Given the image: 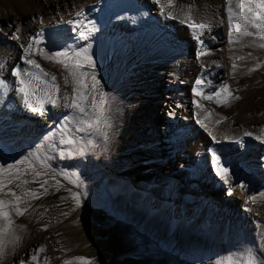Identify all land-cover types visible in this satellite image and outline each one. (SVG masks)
I'll return each instance as SVG.
<instances>
[{
	"label": "bare ground",
	"instance_id": "1",
	"mask_svg": "<svg viewBox=\"0 0 264 264\" xmlns=\"http://www.w3.org/2000/svg\"><path fill=\"white\" fill-rule=\"evenodd\" d=\"M103 1L0 2V120L9 117L3 124L11 126L6 129L0 123V155L10 147L2 143V135L10 138L12 129L25 125L32 138L10 144L37 156L46 154L53 143L57 147V139L70 135L85 117L79 108L91 93L85 86L87 75L100 72L109 76L107 85L116 89L111 106H124L128 111L123 127L130 124L138 131L136 136L129 132L122 139V147H135V151L119 168L121 176L149 184L166 166V173L175 178L204 184L220 190L221 197L235 199L231 214L211 230L203 223L187 228L185 217L170 205L146 210L128 198L126 206L131 205L132 213L139 219L150 218L165 236L177 224V233L184 240L187 235L202 234L203 239L221 246L233 239L242 247L247 248L250 240L263 247L264 146L251 156L250 166L258 178L251 180L248 174L252 172L239 169L238 163L248 159L252 149L245 144L247 153L238 139L244 136L248 143H253L251 138L258 144L264 142V85L256 74L259 69L264 72V0H153L152 4L150 0H107L101 6ZM195 2L201 7L199 17H191ZM152 8L164 20L150 15L149 21L140 24ZM183 26L187 29L182 32ZM187 32L190 37L184 34ZM75 54L80 55L79 62L71 61ZM250 76L255 96L247 101L234 95L229 98L230 93L219 97L238 78ZM208 90L217 91L216 99H209ZM157 105L164 111L159 114L163 126L154 134L156 138L157 131L162 134V141L157 138V150L163 149L164 162L153 165L154 153L136 145L154 140L143 134L141 126L154 125ZM220 138L222 143L227 138L232 141L221 145ZM241 170L244 177L239 176ZM229 173L235 175L231 174L234 181L240 177V183L234 185ZM138 192H133L135 200L148 207L150 193L139 194L138 199ZM1 200L2 196L0 204ZM4 213L0 207V264H24V259L35 256H44L51 264H70L73 234L47 225L31 231L20 228L13 240L6 234L12 217L6 213L4 218ZM199 239L195 237V241Z\"/></svg>",
	"mask_w": 264,
	"mask_h": 264
},
{
	"label": "rangeland",
	"instance_id": "2",
	"mask_svg": "<svg viewBox=\"0 0 264 264\" xmlns=\"http://www.w3.org/2000/svg\"><path fill=\"white\" fill-rule=\"evenodd\" d=\"M9 1L12 0H0L2 4ZM13 1L16 4V0ZM150 2L152 4L153 0ZM136 6L142 9L138 3ZM200 8V4L195 2L190 10L191 17H199ZM151 10H154V13L147 11V14L139 19L140 24L145 20L149 21L150 15L158 17L157 11L153 8ZM161 18L158 17V20H164ZM174 20L182 26L179 19L174 18ZM184 28L187 29L183 26L181 31ZM184 34L190 37L188 32ZM119 56L121 57V53ZM79 57V54H75L71 61L79 62ZM98 61L103 65L106 63L103 58H99ZM256 74L264 85V72L259 69ZM251 79V76L238 78L235 85L227 91L219 90V97L224 98L230 93L229 98H233L234 95L240 101H247L257 93L250 84ZM86 80L85 86L91 90V93L79 108L81 115L85 117L74 127L70 135L57 139L59 140L57 147L55 143H51L46 154L37 156L32 150L10 144L9 142L24 137L32 138L31 131L26 134L28 131L26 125L21 129H12L10 138H5V135L1 137L2 143L10 146L7 153L0 155V196H2L0 207L12 217V226L6 232L8 237L14 240L20 228H24L25 231L47 225L50 228L55 226L65 228V231L74 235L70 264H264V246L262 247L258 241L250 240V245L246 248L239 245L240 243H233V239L228 241L227 245L221 246L211 242L212 240L203 239L202 234H193L191 238L187 235L184 240L177 233L180 227L177 224L169 235L165 236L150 218L139 219L132 213L131 205L126 206L128 198H131L136 206L146 210L170 205L176 207L185 217L183 220L186 221L187 228L192 225L198 227L203 223L207 226L206 230H211L220 219L231 214L235 208V199L221 197L220 190H214L204 184L194 181L184 182L178 177L175 178L166 173V166L158 172L159 174L156 173L155 179L149 184L147 182L140 184L130 175L121 176L119 168L133 158L131 153L135 151V147H122V139L129 132H134L136 136L138 131L130 124L123 127L125 124L123 116L128 115L124 106H114V108L111 106L115 100L113 96L116 89L112 87L113 85L111 87L107 85L108 75L105 76L100 72L94 76L88 74ZM207 93H211L208 94L211 96L209 99H216V90H208ZM126 103L131 104L129 100ZM155 110L154 125L151 128L148 126V129L146 125L141 126L143 134L153 136L154 140L136 145V148L142 151L154 153L153 165L156 161L158 164L164 162L163 149L157 150L159 144L157 138L161 137L162 141V134L157 131V138L154 134L156 129L162 131L163 120L159 119V114L164 111L162 112V106L158 105ZM113 117H116L115 121ZM196 118L198 119L197 116ZM196 118L194 117V121ZM16 125L23 126L21 123ZM1 126L6 129L11 127L9 123L7 125L1 123ZM215 137L212 138L214 141ZM227 139L224 140L227 144L232 141L230 140L232 138ZM244 139V136L239 137V143L243 142L240 146L245 148L246 144L247 149L252 151L248 159L239 161L238 168L249 169L252 175L248 174V178L252 180L254 177L257 181V174L250 166L253 162L251 156L255 149L259 150L264 146V142L258 144L251 138L253 143H248L249 141L246 142ZM219 142L221 145L225 144L222 143L221 138ZM247 149L245 148L248 153ZM235 167L237 168V164ZM229 174L230 181L233 184L235 182L234 185L240 183L237 181L240 177L236 176L237 180L234 181L231 179L233 174ZM239 176L244 177L245 173L241 170ZM133 189L135 192L139 191L138 194L135 193L138 199L139 194L142 196L150 193L148 195L152 202L149 201L148 207H145L144 202L135 200ZM6 213L2 214L4 215L2 217L5 218ZM195 237L201 238L200 241H195ZM261 237L264 238V234ZM23 262L51 264L44 256L24 259Z\"/></svg>",
	"mask_w": 264,
	"mask_h": 264
}]
</instances>
